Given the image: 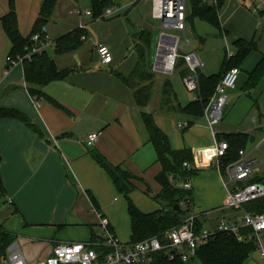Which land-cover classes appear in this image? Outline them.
<instances>
[{
  "label": "crops",
  "instance_id": "1",
  "mask_svg": "<svg viewBox=\"0 0 264 264\" xmlns=\"http://www.w3.org/2000/svg\"><path fill=\"white\" fill-rule=\"evenodd\" d=\"M12 1L19 11L20 31L28 37L44 0H39L34 9L31 6L32 27L26 32L22 28L20 0H0V108L23 116L0 119V231L18 244L28 264L48 259L59 244L98 240L102 231L100 216L109 219L112 231L123 243H130L128 203L94 153L102 154L138 179L137 189L131 194L138 208L147 213L160 208L154 197L161 190L155 180L161 166L142 117L144 110L154 114L173 149L192 152L190 163L196 170L190 180L194 192L192 214L205 226H214L223 218L240 220V213L224 209L228 193L235 187L230 188L232 183L215 165L216 144L228 133L244 132L252 138L256 133L253 136L239 128H211L205 115L196 118L182 112L181 107L196 100L198 92L195 99L183 104L174 90L176 96L164 103V83L168 79L160 75L155 77L153 97L145 109L138 106L134 90L123 81L137 65L139 35L145 30L154 33L148 22L153 18V0H109L110 5L97 18L90 0H59L46 25L52 38L56 41L85 24L86 39L67 53L57 52L56 45L47 50L58 70L66 75L45 86L44 95L38 98L28 90L24 64L11 66L7 62L12 42L1 19L9 12ZM220 1L216 9L220 30L196 19L217 29L235 53V39L257 43V49L239 67V84L233 89L239 85L251 97L254 88L247 91L244 87L249 73L264 56V0ZM100 44L110 47V64L102 63ZM185 54L189 53H182ZM263 89L264 83L261 93ZM255 95L250 110H255L256 115V109H260L264 119V100ZM180 122L190 126L182 129ZM263 125L264 121L260 122L256 132H264ZM92 132H100L101 136L89 147L84 140ZM246 156L256 161L254 166L259 163L257 157ZM255 177L259 176L254 173ZM183 182L177 179L174 183L179 187ZM245 264H264V260L256 250Z\"/></svg>",
  "mask_w": 264,
  "mask_h": 264
},
{
  "label": "trees",
  "instance_id": "2",
  "mask_svg": "<svg viewBox=\"0 0 264 264\" xmlns=\"http://www.w3.org/2000/svg\"><path fill=\"white\" fill-rule=\"evenodd\" d=\"M92 3V12L95 18L102 15L104 10L110 5L109 0H90ZM191 5V14L187 16L188 22H193L194 18H200L212 26L221 29L217 16V4H209L207 0H189ZM59 0H44L38 18L34 24L31 34L28 37L23 36L19 28L18 15L15 4L12 1L9 12L2 17L4 30L12 42V49L9 56L16 59L18 56H24L27 52L26 47L30 44L32 35L41 32L43 27L49 23L52 18ZM222 33V32H221ZM86 31L78 28L59 37L55 41L56 50L59 53H67L77 49L84 42ZM141 42L137 44L138 62L129 77H124V83L134 90L136 103L145 109L153 97V85L155 74L152 71L151 45L153 32L143 31L140 35ZM237 48L235 55L228 58L226 50L221 71L218 74L206 76L200 70L199 84L200 90L198 98L181 111L200 118L204 115L211 97L221 80L223 74L231 68H239L245 58L252 51L257 49V43L247 41L241 38L233 41ZM25 78L28 90L33 97H42L44 88L49 83L61 80L66 72L59 71L55 61L47 52L36 54L32 60L24 62ZM185 67V68H184ZM184 68V70H182ZM176 69H181L183 78L189 73L186 62L183 57L179 59ZM264 77V56L257 66L249 73L248 80L244 89L250 91L255 88ZM175 95L171 80L164 83V103H168L170 96ZM260 110V109H257ZM2 117L21 118L23 116L14 110H5L0 108V119ZM142 117L149 132L150 142L157 153V162L161 166L160 172L155 180L160 185V192L154 197L160 204V208L153 212H144L133 202L131 194L137 189V178L122 166H115L110 163L102 154L94 153L95 160L113 179L118 191L125 196L128 203V211L131 217V239L130 243H138L151 238H159L164 241L167 233L173 228L179 226L186 218L188 209L181 207L182 201L189 202L190 208L193 204V189L186 190L175 185V180H190L196 170L186 169L184 163L193 159L192 152L187 149L175 150L172 148L169 136L156 123L154 114L143 111ZM251 139L248 133L237 132L228 133L223 136V140L229 144L226 156L221 159V171L224 172L228 165L240 158L239 152L246 151V145ZM253 182H264V178L255 177ZM180 208V209H179ZM244 210L252 214H264V198L249 202L244 205ZM198 225L201 224L197 218ZM244 232H251V229H245ZM12 243V240L0 231V245L4 252ZM257 250L255 242H242L236 236L226 233L216 234L207 244L199 248L197 256L188 263L181 261L170 262L167 255L162 252L157 255L153 264H245L251 253Z\"/></svg>",
  "mask_w": 264,
  "mask_h": 264
},
{
  "label": "built area",
  "instance_id": "3",
  "mask_svg": "<svg viewBox=\"0 0 264 264\" xmlns=\"http://www.w3.org/2000/svg\"><path fill=\"white\" fill-rule=\"evenodd\" d=\"M212 4H217V0ZM111 10L108 11V13ZM80 14V11L77 12ZM87 14H91L88 12ZM152 16L163 23L165 29H175L185 34L187 29L188 2L187 0H153ZM87 25L82 24L80 28L85 29ZM167 37L176 38L177 42L172 53H170V63L164 64L157 60L154 70L158 72L173 73L176 70L177 62L181 57L185 59L186 67L189 73L183 78L188 90L198 92L200 90L199 73L203 68V63L194 51L190 54L182 55L179 51L180 38L163 33L158 45V55H162ZM86 39V37H84ZM55 45V40L43 27L41 32L31 36L30 44L26 47V54L18 56L16 59L8 55L7 62L9 65L17 63L24 64L26 60H32L36 54L47 52ZM228 58L235 55V52L228 49ZM98 54L103 64H110L113 61V54L109 46L100 44ZM240 75L239 68H231L226 71L219 81L214 95L211 97L204 115L207 117L211 128H215L224 118L225 106L227 103V92L236 88ZM257 110V109H256ZM259 115V110L256 111ZM260 115H262L260 113ZM264 115V114H263ZM258 117L254 116L253 121ZM178 126L186 129L190 126L188 122H180ZM264 129V125L262 126ZM101 136L100 132L89 133L84 143L92 147ZM264 143V138L257 148ZM229 144L225 140H220L216 144L215 165L221 171V159L226 156ZM240 158L227 166L222 172L230 183L237 184L228 193L224 209L240 213V220L223 218L216 225H198L197 216L191 215L177 227L170 230L164 241L159 238H151L138 243H123L115 234L110 226L108 218L101 217V234L96 241L83 243H64L57 245L53 254L46 260L37 264H153L157 255L164 252L170 262L181 261L190 262L197 256L200 247L207 244L216 234L226 233L236 236L242 242H255L261 258L264 260V214H252L244 210V205L264 198V182H253L255 160L246 156V151L239 152ZM186 169H192L191 163H184ZM191 180V179H190ZM190 180L184 181L180 188L191 190ZM181 207L187 208V201L181 202ZM245 229H251V232H244ZM0 264H28L24 254L17 243H11L6 251L0 245Z\"/></svg>",
  "mask_w": 264,
  "mask_h": 264
},
{
  "label": "rangeland",
  "instance_id": "4",
  "mask_svg": "<svg viewBox=\"0 0 264 264\" xmlns=\"http://www.w3.org/2000/svg\"><path fill=\"white\" fill-rule=\"evenodd\" d=\"M38 1L39 0H23L22 2L20 0L19 10L23 18L22 28L23 30H25L24 32L31 30L32 27L31 16H30L31 6H33V9L36 8ZM15 9L18 15L19 11H17L18 8L16 7V3H15ZM151 13H152V9L150 8V17H151ZM148 22L154 28V33H153L154 36L152 38V45L150 50L152 71L155 74V77L157 75H160L162 77L170 79L173 88L178 98L180 99L181 103L188 104L190 101L195 99L197 92H193L187 89L182 73L180 71L181 69H176L172 74L165 72H158V71L154 72L153 67L156 61L159 60L158 45L160 43L161 35L165 32L170 35L179 37L180 54L182 53L190 54L195 51L204 65V67L201 70L204 71L205 75L219 73L221 71V66L223 64V60L225 57L226 48L230 50H233V48L231 44L229 47H227L228 45L226 44L224 39L219 35L217 29L196 18L193 21V25L190 23L189 25H187V30L185 34L175 29L163 28V23L159 19L148 18ZM184 68L182 70H184ZM160 76H158V78ZM155 81L153 88L155 86ZM263 83H264V78L263 80H261L260 84L251 91V97L247 95L248 93L246 94L241 89V86L239 87V85L235 91L229 90L227 92V103L225 106L224 119L220 122V125L216 126L217 129L221 127L230 128L231 130L232 129L235 130L239 128L240 130L248 131L253 136L256 133L255 135L256 137L255 138L251 137V139L248 141L245 150H246V155L250 157H257L259 159V163L256 166H254V171L257 176L262 178H264V144L260 148H257V144L260 143L262 136L264 135V132L262 130L256 132L257 130L255 128L260 122H263L264 119L262 118V115H260V113L259 115H255V110L251 111L250 109L255 94L258 93V95L255 96H258L260 98V101L261 99L264 100V91L262 93L260 91V88L263 85ZM157 92L158 91L155 92V95H157ZM239 94L243 96L238 98ZM173 97L174 96L172 94L170 96V99ZM156 100L157 98L155 96V101ZM260 101L258 102L261 103ZM254 116L258 117L257 123L253 122ZM233 187H238V186L237 184L232 183L230 185V188ZM186 210L188 211L186 218L190 217L191 215L196 216L195 214H192L191 212L192 207L190 208L189 202H187Z\"/></svg>",
  "mask_w": 264,
  "mask_h": 264
},
{
  "label": "bare ground",
  "instance_id": "5",
  "mask_svg": "<svg viewBox=\"0 0 264 264\" xmlns=\"http://www.w3.org/2000/svg\"><path fill=\"white\" fill-rule=\"evenodd\" d=\"M166 44H165V47L163 48V51H162V55H160V58L159 60H161L162 62H164V64H169L170 63V53H172V50L174 48V46L176 45V38H173V37H167L166 40H165Z\"/></svg>",
  "mask_w": 264,
  "mask_h": 264
},
{
  "label": "water",
  "instance_id": "6",
  "mask_svg": "<svg viewBox=\"0 0 264 264\" xmlns=\"http://www.w3.org/2000/svg\"><path fill=\"white\" fill-rule=\"evenodd\" d=\"M180 209V208H179Z\"/></svg>",
  "mask_w": 264,
  "mask_h": 264
}]
</instances>
